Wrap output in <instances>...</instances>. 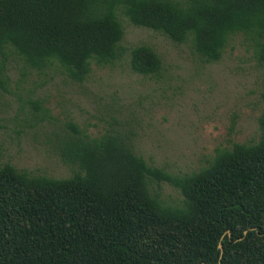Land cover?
<instances>
[{"label":"trees","instance_id":"1","mask_svg":"<svg viewBox=\"0 0 264 264\" xmlns=\"http://www.w3.org/2000/svg\"><path fill=\"white\" fill-rule=\"evenodd\" d=\"M121 16L204 62L241 37L264 64V0H0V87L11 61L23 77L58 71L81 83L93 64L127 55L132 72L158 75L152 46L120 44ZM257 121L256 140L177 174L138 153L121 124L92 134L66 120L53 143L68 175L0 165V264H264V108ZM161 182L181 199H162Z\"/></svg>","mask_w":264,"mask_h":264},{"label":"rangeland","instance_id":"2","mask_svg":"<svg viewBox=\"0 0 264 264\" xmlns=\"http://www.w3.org/2000/svg\"><path fill=\"white\" fill-rule=\"evenodd\" d=\"M120 20V44L152 46L162 60L159 74L132 72L124 55L112 64H93L87 78L76 83L58 71L23 77L18 61H11L7 89L0 87V165L8 161L56 177L68 175L53 143L55 132L68 129V119L92 134L121 124L138 153L177 174L206 164L216 147L257 139L264 64L241 37L227 44L220 60L204 62L189 43L136 27L123 16ZM29 99H45L49 112L41 116ZM158 189L167 202L181 199L166 182Z\"/></svg>","mask_w":264,"mask_h":264},{"label":"water","instance_id":"3","mask_svg":"<svg viewBox=\"0 0 264 264\" xmlns=\"http://www.w3.org/2000/svg\"><path fill=\"white\" fill-rule=\"evenodd\" d=\"M218 246H219V248L221 249V242H219V245H218Z\"/></svg>","mask_w":264,"mask_h":264}]
</instances>
